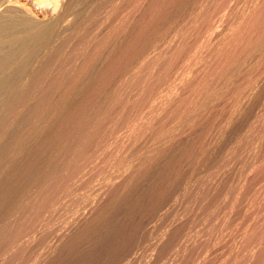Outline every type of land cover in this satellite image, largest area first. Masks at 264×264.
<instances>
[{"label": "rangeland", "instance_id": "1", "mask_svg": "<svg viewBox=\"0 0 264 264\" xmlns=\"http://www.w3.org/2000/svg\"><path fill=\"white\" fill-rule=\"evenodd\" d=\"M10 1L55 19L0 92V264H264V0Z\"/></svg>", "mask_w": 264, "mask_h": 264}, {"label": "bare ground", "instance_id": "2", "mask_svg": "<svg viewBox=\"0 0 264 264\" xmlns=\"http://www.w3.org/2000/svg\"><path fill=\"white\" fill-rule=\"evenodd\" d=\"M38 5L34 3V5L36 6H40L39 8L42 7L43 11L38 9V12H44L46 11V13L48 11V13H55L57 11L60 12L61 8L58 6V0H35ZM63 1V0H61ZM60 1V2H61ZM161 1V0H160ZM179 1V0H178ZM187 1V0H186ZM262 1V0H261ZM9 2H11L9 0ZM67 2V0L65 1V3ZM73 2V1H71ZM77 2V1H76ZM64 3V2H62ZM70 3V2H69ZM75 3V2H74ZM105 3V2H104ZM186 3V2H185ZM4 2L2 4H0V11H2L1 13H3L4 15L0 14V92L6 91L7 89H3L6 88L4 87L7 82L9 81L10 77L13 78V76H15L14 74H17L18 71H20V69L22 68L23 65H21V63L23 61H27L29 60V58L31 59V57L33 55H36L38 53V51L41 49V47L43 46L42 44L44 42L49 41V37H48V33L51 30L50 28V20L55 19L52 18V15L50 16V18L52 19H46V20H37L35 19L30 13V15L27 14L21 17H17V16H12L15 13L17 14L18 10V6H15L14 4H7L3 5ZM68 4V3H67ZM64 5V4H63ZM62 5V6H63ZM66 5V4H65ZM71 5V4H70ZM33 6V5H32ZM35 6V7H36ZM191 6V5H190ZM66 7V6H64ZM120 7V6H119ZM178 7V6H177ZM224 7V6H223ZM222 7V8H223ZM255 7V6H254ZM38 8V7H36ZM45 8L47 10H45ZM163 8V7H162ZM181 8V7H180ZM94 9V8H93ZM135 9V8H133ZM253 9V8H252ZM64 10V8L62 9ZM132 10V9H131ZM260 10V9H259ZM19 11V10H18ZM21 11V10H20ZM65 11V10H64ZM197 11V10H196ZM15 12V13H14ZM37 12V13H38ZM63 12V11H62ZM105 12V11H104ZM149 12V11H148ZM174 12V11H173ZM14 13V14H13ZM22 13V11L17 15H20ZM45 13V12H44ZM67 13V12H66ZM101 13V12H100ZM221 13V12H220ZM39 14V13H38ZM37 14V15H38ZM42 14V13H41ZM40 14V15H41ZM114 14V13H113ZM126 14V13H125ZM173 14V13H172ZM255 14V13H254ZM262 14V13H261ZM36 15V14H35ZM34 15V16H35ZM45 15V14H44ZM43 15V16H44ZM55 15V14H54ZM62 15V14H61ZM108 15V14H107ZM176 15V14H175ZM221 15V14H220ZM42 16V17H43ZM46 16V15H45ZM44 16V17H45ZM56 16V15H55ZM89 16V15H88ZM123 16V15H122ZM260 16V15H259ZM122 18V17H121ZM204 20V19H203ZM225 20V19H224ZM84 21V20H83ZM187 23V22H186ZM231 25V24H230ZM242 25V24H241ZM90 26V25H89ZM116 26V25H115ZM138 26V25H137ZM127 27V26H126ZM209 27V26H208ZM214 27V26H213ZM54 28V27H53ZM200 28V27H199ZM218 28V27H217ZM59 29V28H58ZM150 29V28H149ZM153 29V28H152ZM242 29V28H241ZM263 29V27H262ZM19 30V31H17ZM122 30V29H121ZM237 30V29H236ZM240 30V29H239ZM160 31V30H159ZM226 31V30H225ZM261 31V30H260ZM19 32V33H18ZM121 32V31H120ZM232 32V31H231ZM52 34V32H51ZM228 34V33H227ZM50 35V33H49ZM120 36V35H119ZM174 36V35H173ZM208 36V35H207ZM114 37V36H113ZM251 37V36H250ZM249 37V38H250ZM134 39V38H133ZM206 39V38H205ZM222 39V38H221ZM234 39V38H233ZM47 40V41H46ZM142 40V39H141ZM156 40V39H155ZM107 41V40H106ZM233 41V40H232ZM240 41V40H239ZM242 41V40H241ZM245 41V40H244ZM198 42V41H197ZM219 42V41H218ZM263 42V41H262ZM166 43V42H165ZM229 43V42H228ZM48 44V43H46ZM52 44V43H51ZM232 44V43H231ZM241 44V43H240ZM42 45V46H40ZM45 45V43H44ZM125 45V44H124ZM256 45V44H255ZM230 46V45H229ZM235 46V45H234ZM124 47V46H123ZM216 47V46H215ZM239 47V46H238ZM45 48V47H44ZM98 48V47H97ZM94 49V48H93ZM109 49V48H108ZM189 49V48H188ZM196 49V48H195ZM61 50V49H60ZM190 50V49H189ZM49 51V50H48ZM94 51V50H93ZM139 52V51H138ZM141 52V51H140ZM187 52V51H186ZM185 52V53H186ZM213 52V51H212ZM168 53V52H167ZM171 53V52H170ZM237 53V52H236ZM251 53V52H250ZM42 54V53H41ZM79 54V53H78ZM67 55V54H66ZM104 55V54H103ZM98 56V55H97ZM230 56V55H228ZM34 57V56H33ZM32 57V58H33ZM201 57V56H200ZM39 58V57H38ZM176 58V57H175ZM94 59V58H93ZM165 59V58H164ZM177 60V59H176ZM230 60V59H228ZM30 61V60H29ZM66 61V60H65ZM73 61V60H72ZM78 61V59H77ZM221 61V60H220ZM244 61V60H243ZM70 62V61H69ZM94 62V61H93ZM116 62V61H115ZM121 62V61H120ZM30 63V62H29ZM59 63V62H58ZM240 63V62H239ZM28 64V63H27ZM87 64V63H86ZM154 64V63H153ZM222 64V63H221ZM256 64V63H255ZM117 65V64H116ZM119 65V64H118ZM155 65V64H154ZM186 65V64H185ZM28 66V65H26ZM25 66V67H26ZM71 66V65H70ZM76 66V65H75ZM174 66V65H173ZM256 66V65H255ZM59 67V66H58ZM90 67V66H89ZM100 67V66H99ZM131 67V66H130ZM165 67V66H164ZM203 67V66H202ZM236 67V66H235ZM234 67V68H235ZM27 68V67H26ZM25 68V70H26ZM151 68V67H150ZM226 68V67H225ZM24 69V67H23ZM43 69V68H42ZM112 69V68H111ZM129 69V68H128ZM228 69V68H227ZM233 69V68H231ZM63 70V69H62ZM85 70V69H84ZM230 70V69H229ZM257 70V69H256ZM24 71V70H23ZM74 71V70H73ZM72 71V72H73ZM226 71V70H225ZM57 72V71H56ZM114 72V71H113ZM116 72V71H115ZM131 73V72H130ZM20 74V72H19ZM18 74V75H19ZM22 75V74H21ZM74 75V74H73ZM83 75V74H82ZM93 75V74H92ZM96 75V74H95ZM244 75V74H243ZM20 76V75H19ZM66 76V75H65ZM108 76V75H106ZM145 76V75H144ZM198 76V75H197ZM211 76V75H210ZM17 77V75H16ZM58 77V76H57ZM11 78V79H12ZM86 78V77H85ZM103 78V77H102ZM16 79V78H15ZM95 79V78H94ZM93 79V80H94ZM214 79V78H213ZM64 80V79H63ZM83 80V78H82ZM99 80V79H98ZM198 80V79H197ZM12 81V80H11ZM106 81V80H105ZM109 81V80H108ZM219 82V81H218ZM233 82V81H232ZM10 83V82H8ZM15 83V82H14ZM17 83V81H16ZM45 83V82H44ZM98 83V82H97ZM103 83V82H102ZM245 83V82H244ZM12 84V83H11ZM71 84V83H70ZM123 84V83H122ZM236 84V83H235ZM10 85V84H9ZM13 85V84H12ZM56 85V84H55ZM68 85V84H67ZM100 85V84H99ZM15 86V85H14ZM13 86V87H14ZM30 86V85H29ZM150 86V85H149ZM166 86V85H165ZM193 86V85H190ZM214 86V85H213ZM12 87V86H11ZM12 87V88H13ZM132 87V86H131ZM144 87V86H143ZM195 87V86H194ZM100 88V87H99ZM111 88V87H110ZM221 88V87H220ZM9 89V88H8ZM11 89V88H10ZM179 89V88H178ZM184 89V88H183ZM3 90V91H2ZM118 90V89H117ZM213 91V90H212ZM8 93V90L6 91ZM50 92V91H49ZM114 92V91H113ZM175 92V91H174ZM237 92V91H236ZM5 93V92H4ZM68 93V92H67ZM112 93V92H111ZM157 93V92H156ZM196 93V92H195ZM194 93V94H195ZM214 93V92H213ZM222 93V92H221ZM3 94V93H2ZM94 94V93H93ZM1 95V94H0ZM52 95V94H51ZM169 95V94H168ZM176 95V94H175ZM6 96V94H5ZM9 97V95H8ZM7 97V98H8ZM74 97V96H73ZM77 97V96H76ZM101 97V96H100ZM128 97V96H127ZM126 97V98H127ZM162 97V96H161ZM225 97V96H224ZM2 98V97H1ZM0 98V99H1ZM31 98V97H30ZM94 98V97H93ZM108 98V97H107ZM207 98V97H206ZM213 98V97H212ZM6 99V98H5ZM110 99V98H109ZM148 99V98H147ZM4 100V98H3ZM9 100V99H8ZM118 100V99H117ZM165 100V99H164ZM169 100V99H168ZM97 101V100H96ZM107 101V100H106ZM17 102V101H16ZM111 102V101H110ZM109 102V103H110ZM247 102V101H246ZM9 103V102H8ZM147 103V102H146ZM191 103V102H190ZM204 103V102H203ZM241 103V102H240ZM32 104V103H31ZM50 104V103H49ZM72 104V103H71ZM140 104V103H139ZM159 104V103H158ZM188 104V103H187ZM176 105V104H175ZM3 106V105H2ZM32 106V105H31ZM68 106V105H67ZM124 106V105H123ZM179 106V105H178ZM1 107V106H0ZM7 107V106H6ZM20 107V106H19ZM39 107V106H38ZM104 107V104H103ZM112 107V106H111ZM64 109V108H63ZM102 109V108H101ZM13 110V109H12ZM152 110V109H151ZM183 110V109H182ZM2 111V110H1ZM40 112V111H39ZM105 112V110H104ZM122 112V111H121ZM196 112V111H195ZM66 112H64L65 114ZM168 113V112H167ZM234 113V112H233ZM105 114V113H104ZM133 114V113H132ZM190 114V113H189ZM110 115V114H109ZM150 115V114H149ZM123 116V115H122ZM168 116V115H167ZM234 116V115H233ZM38 117V116H37ZM54 117V116H53ZM100 117V116H99ZM137 117V116H136ZM189 117V116H187ZM186 117V119H187ZM26 118V117H25ZM105 118V117H104ZM159 118V117H158ZM228 118V117H227ZM101 119V118H100ZM194 119V118H193ZM31 120V119H30ZM145 120V119H144ZM168 120V119H167ZM155 121V120H154ZM182 121V120H181ZM2 122V121H1ZM105 122V121H104ZM114 122V121H113ZM150 122V121H149ZM36 123V122H35ZM77 123V122H76ZM117 123V122H116ZM122 123V122H121ZM126 123V122H125ZM140 123V122H139ZM82 124V123H81ZM24 125V124H23ZM26 125V124H25ZM80 125V124H79ZM99 125V124H98ZM178 125V124H176ZM1 126V125H0ZM131 126V125H130ZM151 126V125H150ZM180 126V125H179ZM48 127V126H47ZM96 127V126H95ZM182 127V126H181ZM31 128V127H30ZM69 128V127H68ZM76 128V127H75ZM119 128V127H118ZM133 128V127H132ZM144 128V127H143ZM149 128V127H148ZM175 128V127H174ZM218 128V127H217ZM212 129V128H211ZM130 131V130H129ZM35 132V131H34ZM61 132V131H60ZM187 132V131H186ZM223 132V131H221ZM19 133V132H18ZM21 133V132H20ZM88 133V132H87ZM126 133V132H124ZM161 133V132H160ZM164 133V132H162ZM171 134V133H170ZM184 134V133H183ZM118 135V134H117ZM35 136V135H34ZM73 136V135H72ZM83 136V135H82ZM88 136V135H87ZM98 136V135H97ZM151 136V135H150ZM159 136V135H158ZM166 136V135H165ZM174 137V135H172ZM222 137V136H221ZM68 138V137H67ZM73 138V137H72ZM95 138V137H94ZM116 138V137H115ZM140 138V137H139ZM22 139V138H21ZM69 139V138H68ZM120 139V138H119ZM137 139V138H136ZM261 139V138H260ZM153 140V139H152ZM110 141V140H109ZM120 141V140H119ZM161 141V140H160ZM159 142V141H158ZM90 143V142H89ZM112 143V142H111ZM73 144V143H72ZM126 144V143H125ZM149 144V143H148ZM154 144V143H153ZM67 145V144H66ZM6 146V145H5ZM205 146V145H204ZM168 147V146H167ZM125 148V147H124ZM252 148V147H251ZM70 149V148H69ZM131 149V148H130ZM156 149V148H155ZM64 150V149H63ZM97 150V149H96ZM95 150V151H96ZM2 151V150H1ZM86 151V150H85ZM114 151V150H113ZM122 151V150H121ZM261 151V150H260ZM52 153V152H51ZM64 153V152H63ZM140 153V152H139ZM145 153V152H144ZM151 153V151H150ZM35 154V153H34ZM60 154V153H59ZM138 154V153H137ZM142 154V153H141ZM203 154V153H202ZM74 155V154H73ZM119 155V154H118ZM126 155H128L126 153ZM2 156V155H1ZM9 156V155H8ZM20 156V155H19ZM29 156V155H28ZM99 156V155H98ZM97 157V156H96ZM104 157V156H103ZM203 157V156H202ZM6 158V157H5ZM121 158V157H120ZM131 158V157H130ZM149 158V157H148ZM4 159V158H3ZM13 159V158H12ZM88 159V158H87ZM96 159V158H95ZM70 160V159H69ZM114 160V159H113ZM4 161V160H3ZM37 161V160H36ZM90 161V160H89ZM145 161V160H144ZM199 162V161H198ZM2 163V162H1ZM54 163V162H53ZM107 163V162H106ZM42 164V163H41ZM120 164V163H119ZM118 164V165H119ZM155 164V163H154ZM121 166V165H120ZM125 167V166H124ZM151 167V166H150ZM46 168V167H45ZM82 168V167H81ZM101 168V167H100ZM114 168V167H113ZM27 169V168H26ZM47 169V168H46ZM67 169V168H66ZM148 169V168H147ZM192 169V168H191ZM25 170V169H24ZM63 170V169H62ZM105 170V169H104ZM111 170V168H110ZM126 170V169H125ZM136 170V169H135ZM50 171V170H49ZM91 171V170H90ZM93 171V170H92ZM109 171V170H108ZM46 172V171H45ZM15 173V172H14ZM72 173V172H71ZM114 173V171H113ZM32 174V173H31ZM44 174V173H43ZM49 174V172H48ZM93 174V173H92ZM18 175V174H17ZM69 175V174H68ZM44 176V175H42ZM128 176V175H127ZM134 176V175H133ZM132 176V177H133ZM14 177V176H13ZM142 177V176H141ZM193 177V176H192ZM19 178V177H18ZM29 178V177H28ZM27 178V179H28ZM35 178H37L35 176ZM41 178V176H40ZM39 178V179H40ZM48 178V177H47ZM88 178V177H87ZM6 179V178H5ZM24 179V178H23ZM38 179V178H37ZM118 179V178H116ZM193 179V178H192ZM21 180V179H20ZM30 180V179H29ZM41 180V179H40ZM75 180V179H74ZM79 180V179H78ZM89 180V179H88ZM96 180V179H95ZM44 181V180H43ZM69 181V180H68ZM101 181V180H100ZM10 182V181H9ZM23 182V181H22ZM37 182V181H36ZM135 182V181H134ZM196 182V181H195ZM19 183V182H18ZM63 183V182H62ZM68 183V182H67ZM127 183V182H126ZM131 183V182H130ZM33 184V183H32ZM104 184V183H103ZM50 185V184H49ZM51 186V185H50ZM123 186V185H122ZM20 187V186H19ZM29 187V186H27ZM73 187V186H72ZM80 187V186H79ZM112 187V186H111ZM10 188V187H8ZM66 188V187H65ZM68 188V187H67ZM13 189V188H12ZM6 190V189H5ZM23 190V189H22ZM60 190V189H59ZM65 190V189H64ZM75 190V189H74ZM94 190V189H93ZM131 190V189H130ZM16 191V190H14ZM38 191V190H37ZM11 192V191H10ZM2 193V192H1ZM52 193V192H51ZM79 193V192H78ZM106 193V192H105ZM32 194V193H31ZM54 194V192H53ZM57 194V193H56ZM1 195V194H0ZM25 195V194H24ZM84 195V194H83ZM105 195V194H104ZM2 196V195H1ZM0 196V197H1ZM12 196V195H11ZM22 196V195H21ZM27 196V195H26ZM25 196V197H26ZM34 197V196H33ZM82 198V197H81ZM110 199V198H109ZM108 199V200H109ZM88 200V199H87ZM3 201V200H2ZM27 201V200H26ZM9 202V201H8ZM28 203V201H27ZM100 203V202H99ZM10 204V203H9ZM48 204V203H47ZM96 204V203H95ZM1 205V204H0ZM19 205V204H18ZM17 205V206H18ZM41 206V205H40ZM106 206V205H105ZM16 207V206H15ZM17 208V207H16ZM15 208V209H16ZM20 208V206H19ZM25 208V207H24ZM68 208V207H67ZM95 208V207H94ZM14 209V208H13ZM14 209V210H15ZM32 209V208H31ZM49 209V208H48ZM13 210V211H14ZM26 210V209H25ZM16 211V210H15ZM22 211V210H21ZM78 211V210H77ZM11 214V213H10ZM43 214V213H42ZM64 214V213H63ZM13 214H11L12 216ZM30 216V215H29ZM43 216V215H42ZM15 217V216H14ZM37 217V216H36ZM21 218V217H20ZM42 218V217H41ZM102 218V217H101ZM8 220V219H7ZM79 221V220H77ZM30 222V221H29ZM64 222V220H63ZM175 222V221H174ZM61 223V222H60ZM6 224V223H5ZM39 225V224H38ZM78 225V224H77ZM4 226V225H3ZM13 226V225H12ZM47 226V225H46ZM11 227V226H10ZM25 230V229H24ZM2 231V230H1ZM17 232V231H16ZM38 232V231H37ZM8 233V232H7ZM28 233V232H27ZM7 235V234H5ZM23 236V235H22ZM32 238V237H31ZM53 238V237H52ZM22 239V238H21ZM4 241V240H3ZM12 241V240H11ZM24 241V240H23ZM153 241V240H152ZM13 245V244H12ZM32 246V245H31ZM54 246V245H53ZM41 249V248H40ZM59 249V248H58ZM52 254V253H51ZM2 255V254H1ZM19 255V254H18ZM3 256V255H2ZM34 259V258H33ZM51 260V259H50ZM4 261V260H3Z\"/></svg>", "mask_w": 264, "mask_h": 264}]
</instances>
